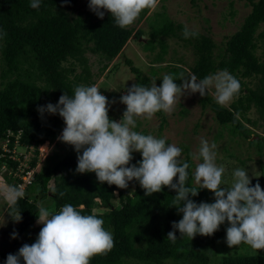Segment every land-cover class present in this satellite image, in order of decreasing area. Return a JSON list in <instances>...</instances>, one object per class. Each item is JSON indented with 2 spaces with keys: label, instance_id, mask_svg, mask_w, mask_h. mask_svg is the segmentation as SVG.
I'll list each match as a JSON object with an SVG mask.
<instances>
[{
  "label": "trees",
  "instance_id": "obj_1",
  "mask_svg": "<svg viewBox=\"0 0 264 264\" xmlns=\"http://www.w3.org/2000/svg\"><path fill=\"white\" fill-rule=\"evenodd\" d=\"M246 1L249 11L239 28L226 38L217 60L212 54L215 44L208 35L198 33L185 39L184 28L178 23H167L162 26V32L167 36H176L184 46L190 47L194 56L188 68L183 67L180 59L168 64L167 68L176 78L174 83L177 85L185 75H189L185 69L195 74L198 80L225 69L239 80L240 92L229 106L218 105L209 93L202 97L197 92V102L200 108L207 107L212 112L219 125L227 126L230 134L246 139L248 145L262 154L260 174L250 179V186L259 183L264 190V136L251 131L247 125L250 121L245 116L250 108H254L264 121V59L254 53L256 29L264 23V0ZM73 2L41 0L40 7L33 9L30 7L31 0H0V31L6 33L0 39V143L7 130L12 133L20 130V146L32 148L28 161L30 168L35 165L37 146L54 142L65 125L58 113L41 114L38 108L45 102L56 105L63 93L71 97L75 87L89 86L93 77L115 69V65H109L110 61L120 53L130 37L142 35L141 29L133 32L130 27H118L104 9H100L104 12L103 19L90 9L70 16L62 6L69 7ZM177 30H180L179 34H176ZM142 48L151 51L153 45L147 42ZM86 51L97 56L94 74L86 63ZM124 64L135 75V84L150 86L148 78L129 59H125ZM77 66L81 68L79 72H75ZM243 78H258L259 83L250 88L244 84ZM125 110L123 105L121 111ZM155 115L160 119V129L164 118L161 112ZM11 146L12 141L8 143V147ZM82 151L78 153L70 147L61 156L48 154L35 167L32 180L24 187L25 198L19 200L14 209L7 203L5 210L8 217L15 219L20 212L21 220L15 221L7 248L0 250V264H6L7 256L18 253L24 244L31 245L22 235L38 215V201L44 199H48L49 207L57 212L63 205L71 204L81 214H95L103 219L104 228L113 235L114 247L107 255L94 256L90 264H209L214 242L226 238V229L230 226L227 220L213 235L197 234L190 241L172 227L183 215L171 207L175 190L164 187L161 192L146 196L139 182L132 180L129 182L130 190L120 192L115 185L98 182L95 173L76 171L77 157ZM183 152L182 161L190 164L187 184L198 187L192 178L196 165L185 147ZM7 155L0 156V164L4 163L6 170L14 171L17 160ZM132 156L129 166L138 165L141 154L133 152ZM6 170L3 176L7 183L16 185L20 179L11 175L6 177ZM49 182L52 183L51 189ZM36 188L37 193L33 195ZM61 192L63 196H60ZM189 199L197 204L215 202L214 194L206 189H200L197 196H190ZM97 209L100 211L96 212ZM173 231L177 237L175 243L167 239V234ZM20 264H23L22 258ZM217 264H264V252L222 255Z\"/></svg>",
  "mask_w": 264,
  "mask_h": 264
},
{
  "label": "clouds",
  "instance_id": "obj_2",
  "mask_svg": "<svg viewBox=\"0 0 264 264\" xmlns=\"http://www.w3.org/2000/svg\"><path fill=\"white\" fill-rule=\"evenodd\" d=\"M159 2L89 0V8L100 19L104 17L100 9L106 10L115 24L124 29L131 26L142 11H155ZM40 3L41 0H31L30 7L39 8ZM197 35L198 32L185 26V39ZM4 36L6 33L0 31V39ZM184 71L189 75L181 79L183 83L179 86L174 83L173 74L164 75L159 87L155 81L150 86L133 84L127 94L120 97L126 110L119 121L109 118V101L95 85L77 86L71 97L63 93L56 105L41 106L38 112L58 113L65 124L59 140L73 146L78 153L83 149L77 157V172L95 173L98 182L120 189L136 180L146 196L161 192L164 187L175 190L171 207L183 215L172 227L181 236H187L190 241L197 234L211 236L227 220L230 226L226 229V243L230 248L243 243L255 252L264 250V190L259 183L250 186L247 171L236 169L231 187H223L225 168L216 163L217 144L201 138L198 151L191 154L192 159L198 161L192 177L198 187H191L187 184L190 164L180 159L179 147L166 143V138L133 130L138 117L151 120L161 111L170 115L184 92H198L203 97L214 89V98L220 106H228L240 92L239 80L226 69L200 80L188 69ZM180 75L183 77V73ZM133 152H139L141 159L138 165L129 166ZM176 177L178 180L174 182ZM200 189L212 192L215 202L197 204L189 199L197 196ZM63 195L61 192L60 196ZM0 196L14 209L17 202L25 198V191L20 186L0 182ZM37 208L36 222L43 225L37 239L31 245L24 244L18 253L9 254L6 264H20L21 258L23 264H90L94 256L107 255L113 249V235L97 215L81 214L71 204L63 205L58 212L42 203ZM14 220H21L20 212ZM167 239L175 243V232H169Z\"/></svg>",
  "mask_w": 264,
  "mask_h": 264
},
{
  "label": "rangeland",
  "instance_id": "obj_3",
  "mask_svg": "<svg viewBox=\"0 0 264 264\" xmlns=\"http://www.w3.org/2000/svg\"><path fill=\"white\" fill-rule=\"evenodd\" d=\"M62 9L68 15L75 16L78 12L90 9L89 0H74L71 6L63 5ZM248 11L249 5L246 0H160L155 11H142L139 18L129 26L133 32L137 28L141 29L142 35L138 38L130 37L121 48L120 53L110 61L109 65L113 64L116 68L106 72L105 75L93 77V82L89 86H97L100 93L107 97L109 101L108 116L111 120L119 121L123 115L121 108L124 105L120 102V97L126 95L127 90L137 81L135 75L124 64L125 59H129L132 65L137 67L142 75L148 78L149 85L155 81L157 87L162 83L163 76L170 74L167 68L169 67L168 64L177 62V59H180L183 67L188 68L193 63L194 56L190 47L184 46L176 36L164 35L162 26L167 23H178L183 28L187 26L190 31L208 35L215 44L212 54L217 60L219 53L224 48L226 38L239 28ZM179 33L180 30H177L176 34ZM259 33L262 34L258 35ZM255 35L254 53L260 59H264V23L258 25ZM147 42L153 45L151 51H146L142 48L143 44ZM84 56L91 74H94L97 68V56L88 51L84 53ZM80 69V66H77L75 72H79ZM187 76L185 75L183 78ZM242 81L250 88L259 83L258 78H243ZM182 83L183 80H181L179 85ZM213 92L214 89L208 90L209 95L212 97H214ZM47 104L49 102L43 103L42 106ZM161 113L164 123L160 129H158L160 119L157 115H154L151 120L136 118L137 126L133 130L145 135L151 134L157 138H166V143L175 144L182 150L181 160H183L184 147L192 154L198 151L201 138L206 139L210 144L215 142L217 144L216 163L218 166L225 168L223 174L224 183L222 185L224 187L232 185L233 173L238 168L247 171L250 179L259 176V166L263 164L262 154L257 153L254 147L248 145L246 139L230 134L227 126L219 125L207 107L204 109L200 108L197 102V93L184 92L180 97V101L177 102L175 110L170 115L162 111ZM47 115L51 114L47 113ZM245 116L250 121L247 125L251 131L256 135L264 136V121L259 117L255 109L250 108ZM64 127L65 125L59 131L54 142H46L37 148L38 153L35 161L37 167L48 154L61 156L67 153L70 147H73L59 140ZM45 148L48 149L47 152ZM16 150L17 153L24 152V148L20 146ZM263 151L264 145L262 146ZM27 158H29V155L26 156V161ZM18 160L20 161V159ZM191 160L194 166L198 163L192 157ZM21 163L23 164L24 162L21 160ZM5 170V168H0V182L7 183V179L3 176ZM6 175L8 177V169L6 170ZM177 178H174V180ZM48 186L51 189L52 183L49 182ZM118 189L120 192L130 190V184L128 183L127 188ZM37 190V188L34 190L33 195L37 193ZM38 203H42L44 207L51 209L48 199L38 201ZM6 205V200L3 196H0V224H2L0 225V250L7 248L11 241L10 235L15 224V220L10 219L7 215ZM95 211L98 212L100 210L97 209ZM37 219L38 217L22 235L27 243L32 244L35 242L40 228L43 226L37 224ZM262 251L257 250L260 254H263L264 251ZM212 252L209 264H217L218 259L222 255L244 252L255 253L248 245L230 248L226 243V238L215 241L212 246Z\"/></svg>",
  "mask_w": 264,
  "mask_h": 264
},
{
  "label": "built area",
  "instance_id": "obj_4",
  "mask_svg": "<svg viewBox=\"0 0 264 264\" xmlns=\"http://www.w3.org/2000/svg\"><path fill=\"white\" fill-rule=\"evenodd\" d=\"M19 134H20V130H17L15 133H12L10 130H7L5 133V136L3 138V140L0 143V156H4L5 153H7V157L12 159V160H17V165L15 167V170H11L8 169V175L11 176H16L20 179L19 182L16 183V186H20L24 189V187L30 183V181L32 180V174L35 170L36 165H34L32 168H30L28 166V161L31 155V151L32 148L31 147H27L24 148V152L23 153H17L16 148L18 146H20L19 144ZM12 137V140H11ZM12 141V146L8 147V143ZM22 147V146H20ZM40 147V145L37 146V148ZM29 155V158L26 159V156ZM20 157V158H19ZM20 159V161L18 160ZM24 162L21 166L20 162ZM25 160V161H24ZM0 168L4 169L5 168V164H0Z\"/></svg>",
  "mask_w": 264,
  "mask_h": 264
},
{
  "label": "crops",
  "instance_id": "obj_5",
  "mask_svg": "<svg viewBox=\"0 0 264 264\" xmlns=\"http://www.w3.org/2000/svg\"><path fill=\"white\" fill-rule=\"evenodd\" d=\"M46 143V142H45Z\"/></svg>",
  "mask_w": 264,
  "mask_h": 264
}]
</instances>
